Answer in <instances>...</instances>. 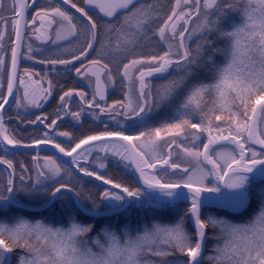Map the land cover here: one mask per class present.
<instances>
[{
	"label": "snow or ice",
	"instance_id": "snow-or-ice-1",
	"mask_svg": "<svg viewBox=\"0 0 264 264\" xmlns=\"http://www.w3.org/2000/svg\"><path fill=\"white\" fill-rule=\"evenodd\" d=\"M5 3L6 0H0V9ZM16 3L18 8L11 7L14 46L10 50L8 80L6 91L0 93V151L9 154L8 145L30 148L51 144L59 153L72 157L71 163L85 176L95 177L110 186L99 197L107 213L119 214L135 206L172 207L187 201L186 215L192 219L194 232L186 230L181 217L172 224L154 219L136 229L125 225L120 231L105 225L95 237H90L95 225L75 216L69 217L67 226L17 216L12 222L0 220V264H9L10 254L16 249L21 250L17 264H203L209 228L218 230L214 254L206 257L212 264H264V189L260 192L257 211L246 222L236 223L212 215L202 218V209L209 203L233 212L247 208L251 202L250 185L264 181V0H175L170 14L164 16L154 4L142 0H84L85 5L99 9L103 17L108 18L101 24L73 0H61L60 4L34 10L30 23L35 24L37 19L41 21L40 28L34 31L40 32L45 22L49 29L55 25L54 38L43 33L41 36L56 45L66 41L69 47L65 51L73 52L70 59L58 57L39 62L69 65L80 61L81 66L75 68L76 74L89 77V82L95 77L91 100H85V92L77 93L87 107L95 105L121 129L125 124L119 118L132 121L127 125L129 128L144 126L138 133L125 134L123 130L110 131L105 124L104 131L87 135L74 146H62L47 132L42 139L25 144L10 135L4 125V106L9 97H14V84L17 80L20 85L25 84L24 78L17 76L18 57L22 55V33L29 22L26 10L36 4V0H31V4L28 0H16ZM62 4H70L80 15L71 14ZM230 13L238 14L239 20L230 21ZM195 18H200V23L190 29ZM157 20L162 22L153 28ZM6 23L7 18L0 11V24ZM213 35L226 41L223 48L210 39ZM152 36H158L167 45L162 53H144L146 42ZM193 36L199 37L195 48L189 46ZM3 41L4 33L0 30V48H3ZM73 42L79 43L78 50L70 47ZM32 51L29 44L28 52ZM217 54L224 57L223 64H217ZM26 58L34 59L31 55ZM4 63L0 56V81ZM205 68L211 76L209 81L200 79V72ZM113 69L121 80L125 99L108 104L101 76L106 74L108 84L115 85ZM23 72L30 78L28 69ZM152 78L165 82L153 88ZM51 86L49 81L42 96L37 98L33 93L28 102L41 107L39 100L51 94ZM3 88L5 85L0 82V89ZM72 95V91L64 92L60 97L61 104H65V97ZM24 96H28L27 91ZM97 97L105 102L103 106L97 103ZM16 103L19 105V99ZM165 106H173L172 115L156 126H147L153 114ZM64 111L79 120L84 109ZM217 112L221 114L217 115ZM92 115L100 118L96 112ZM46 120L47 117L37 116L30 123H45ZM220 121L223 124L218 123ZM56 122L53 119L47 127H54ZM56 136L71 140L69 132H57ZM145 143L151 146L147 158L143 151H137V147L143 148ZM89 145L91 147H85ZM173 145L177 154L182 152L185 158L198 162L202 158V162L211 167H199L189 172L187 167H181L172 159ZM255 145L260 146V151ZM97 148L100 152H111L124 161H131L139 173L141 186L118 183L83 167L81 161H87ZM225 148L229 150L224 151ZM78 149L83 151L78 152ZM5 155H0V164L7 165L11 171L6 182L0 184V211L17 206L19 193L26 196L43 193L51 203L60 199L64 192H71L79 203L81 192L60 182L66 169L55 156H45L43 164L36 163L39 154L33 158L34 181L28 176L27 167L21 164V185L18 187L13 161ZM93 163L100 169L107 167L100 157ZM178 172L183 173L179 179L168 178ZM26 177L30 181L28 184L24 183ZM209 177L215 182L208 183ZM49 179L57 181L51 188L46 184ZM205 193L215 195L205 196ZM82 211L93 217L106 214L95 205L91 209L82 208ZM177 254L187 257V261L168 259Z\"/></svg>",
	"mask_w": 264,
	"mask_h": 264
},
{
	"label": "flooded vegetation",
	"instance_id": "flooded-vegetation-1",
	"mask_svg": "<svg viewBox=\"0 0 264 264\" xmlns=\"http://www.w3.org/2000/svg\"><path fill=\"white\" fill-rule=\"evenodd\" d=\"M29 1L31 2V0ZM44 1L45 0L38 1L35 7L30 11L29 16H28L29 22L27 23L23 56H22L21 67H20V71L18 75V78L19 77L24 78L25 84L20 85L17 80L15 98L11 106L4 113V125L8 129V133L10 135H13L16 139H21L25 144H28V143H31L33 140L42 139L43 134L47 132L50 137H55V142L61 143L62 146H68V145L74 146L75 142H78L79 139L87 135H92V134H96V133L104 131L105 124L108 125V130L110 131L123 130L125 131V134H132L127 131L128 127H126L127 125L132 124L133 123L132 121L125 122L123 121L122 118H119L121 119V123L125 124V128L121 129L114 120L108 117L107 114L100 113L99 109H97L95 105H93L92 108H88L86 103L80 99L79 95H77V93L81 91L85 92L87 94L85 97V100H91L93 92H94V86H95V80L93 77H91V82H89V77L80 76L76 74L75 68L81 66L80 61H73L72 64H69L72 67V69H64L63 67H60L63 64H55L54 66L49 65L50 67L48 70H45L43 68H38L39 66H35L25 61L26 51H27L26 49L28 46L27 40L31 41L34 46H37L40 49L47 50L46 52L47 58L45 59L40 58L38 61L40 60L46 61L47 59L58 58V57L64 58V59H70L73 55L72 51H65V48L69 47L68 44L56 45L52 43L51 39H47V40L44 39V36L54 38L53 29H55L56 27L55 25L52 26V29H49L47 26V23L45 22V27L41 28L40 32L34 31L35 29L40 28V24H41V21L39 19H37L35 24L30 23L31 17L35 15L34 10H39L41 7H44V8L50 7L51 5L47 1H51L54 4L56 3L53 0H47L45 2ZM143 1H146V0H142V2ZM77 6L85 8L84 0L83 1L78 0ZM62 7L66 8L64 6ZM66 9L71 14L79 16L75 14L74 12L70 11L68 8ZM203 11L204 10L202 7L201 12L203 13ZM89 15H92L93 19L97 18L102 23L105 22L102 19H100L96 14L89 13ZM194 20H196V18ZM194 20L192 21L193 23H194ZM193 23L189 25L190 29L192 28ZM41 33H43L44 36H41ZM37 37H41V38L38 39ZM152 42L155 43L154 45H156L155 41L152 40ZM79 47L80 45L79 43H77L76 47L73 49L78 50ZM152 47L153 46H151V48ZM147 51L151 52V49H148ZM90 57L93 58L94 54L90 53ZM24 69H28L30 73V78L29 76H26L24 74L23 72ZM83 71L84 69L81 68V72ZM169 71L171 74L173 73L172 70H169ZM105 76L106 74H103L102 78H103V81L106 87L105 89L106 102L108 104H111L113 101L125 99V97H123L122 94H121L122 98L120 99V96H119V99H118L116 98V96H114L115 95L114 93L113 94L111 93L110 86L108 84V81L105 79ZM7 80H8V75L6 78V83H7ZM152 80H153V86L156 84H161L165 82L163 80L156 79V78H152ZM49 81L51 82V85H52L50 89L51 94L48 95L46 99L39 100L42 106L35 107L32 104H30L28 101L29 99L33 98V93L36 94L37 98L41 97L44 90L48 89ZM5 91H6V85H5ZM25 91L28 92L27 97L24 96ZM67 91H72L73 95L70 98L65 97V104L62 105L60 101V97L64 94V92H67ZM16 99H19V105H17ZM97 103H100L103 106L105 102L100 101L99 98L97 97ZM81 108L84 109V111L81 113V117L79 120L73 119L71 115H66L64 111L66 109L69 112H75V111H79ZM168 108L173 110V106H168ZM93 112L98 113L100 118L96 119L92 115ZM37 116H40L41 118L47 117V120L45 121V123H40V122L30 123V121L36 120ZM53 119L57 121L56 125L54 127H47V124H49ZM29 125H35V127H31ZM57 132L71 133L72 142L70 143V140H68L65 137L56 136ZM134 142L137 144L136 141ZM0 152L2 153V155H5L2 151ZM45 156H54V155L41 154L40 159H39V164H43V158ZM7 157H15L20 163H23V159L29 158L31 160V163L34 169L33 174H35L36 176V169H35L34 161H33V158L35 157V155L17 154V153H15V155H11V153H9L5 155L6 159ZM57 162L60 163L63 166V168L66 169L65 173L62 174V176H64L63 178L65 179V181L63 180L64 182H61V183L69 184V182L71 181L70 179L72 175V177H75L76 179L81 181L82 185H93L89 182H86L85 180L81 178L76 177L73 174L72 170L69 167L62 164L58 159H57ZM116 167H118L119 169H121L122 171H124L126 174H128L131 177L129 170L126 167H121V166H116ZM8 173L9 171L7 169L0 166V184H3L6 182V179H7L6 175L8 176ZM109 175L110 173L108 172V169H107L106 177L108 178ZM14 177H15V183L17 184L16 174ZM46 183H48V180L46 181ZM94 186H96L99 190H104L103 188H100L99 186L95 184ZM252 196H255V195L252 194L251 192V197ZM17 200L19 201V203H22L20 202L18 198ZM248 209L249 207L241 213V216H246ZM14 210L17 212L21 211L17 207H11L6 210L0 211V220L11 221L14 216L12 215L11 212ZM6 213H9V216H7ZM11 258H12V263L15 264L16 263L15 261L17 258L15 252L12 253Z\"/></svg>",
	"mask_w": 264,
	"mask_h": 264
},
{
	"label": "trees",
	"instance_id": "trees-1",
	"mask_svg": "<svg viewBox=\"0 0 264 264\" xmlns=\"http://www.w3.org/2000/svg\"><path fill=\"white\" fill-rule=\"evenodd\" d=\"M76 1L78 2V0H73V2L77 4ZM97 23L101 24L102 22L97 20ZM211 39L215 41L218 47L223 48L225 46L224 41H220L219 39L217 40V38L215 37H212ZM215 59L219 62V64H223L224 62V57L219 54H217ZM200 79H203L205 81H209L211 79L210 73L207 71V68L201 70ZM170 112H173V110L170 108H166L165 110H158L157 112L153 114V117L150 120V124L148 126H156L159 121L168 119L170 117ZM163 114L165 115L164 117H163ZM167 114L169 116H167ZM142 127L144 126H140L139 128H142ZM0 155H2L1 152H0ZM7 159H10L13 161V164L15 167V173H16V181H17L16 185L18 187L21 185V181L19 180V175L21 173V168H20L21 164L27 167L28 176H30L31 179L34 180V174H33L34 169H33L31 160L29 158L23 159V163H20L15 157H7ZM107 169H108V172L110 173L108 178L118 183H122V184L132 186V187H137L133 178H131L128 174H126L124 171H122L115 165L110 164L107 166ZM71 181L72 182H70V185L74 187L77 191L81 192V196L79 198L87 208L91 209L93 205L97 206L98 209L103 208V202L99 198L103 190H99L94 185H85V186L83 185L82 186L80 181L76 179L74 181L71 179ZM24 183L27 184V179H25ZM17 198L23 204L32 206V207L43 206L49 200V197L43 193L36 195V196H26L23 193H19L17 195ZM256 199L257 198L255 196L252 197L251 204L247 211L246 216H241V215L229 216L221 212H217V211H213V212L217 214L219 217H225L227 219H233L239 222L242 220L248 221L251 217L250 214L258 208V203L255 202ZM63 207H66L65 211ZM187 208L188 207L185 205H177L175 209L167 208V207L163 209L134 208L131 211L123 215L114 217V218L93 220L92 218H87L83 216L82 214H80L77 211V209L74 207L73 202L70 199V197L63 194L59 202L55 203L54 207L52 208V210H50V212L39 215V214H34V213L33 214L25 213L22 211L17 212L14 210L11 213L12 215H14L13 219L17 216H24L29 219H39L41 216H44L46 218L48 217L55 226H58V225L66 226L68 224L67 220L69 219V217L75 216L80 221H83L86 223H92L95 225L93 231L89 233L90 237H95L99 233L101 227L105 225L110 226L111 228L115 229L117 227H121L122 225L129 224V223L136 224L138 220H145L147 223H151L155 219V220L160 221L161 223H171V224L179 220L181 217H183L186 220V218L188 217V215H186ZM209 211L211 212L212 210H209ZM206 212L207 211L204 212L203 217L205 216ZM6 215L9 216V213H6ZM13 219L11 221L7 220L6 222H12ZM185 222H187V220ZM20 251H21L20 249H16L14 252L17 255V253ZM210 253H211V248L209 245H207V249L204 254V257H205L204 263L207 261L206 257H208Z\"/></svg>",
	"mask_w": 264,
	"mask_h": 264
},
{
	"label": "rangeland",
	"instance_id": "rangeland-1",
	"mask_svg": "<svg viewBox=\"0 0 264 264\" xmlns=\"http://www.w3.org/2000/svg\"><path fill=\"white\" fill-rule=\"evenodd\" d=\"M45 1H47V0H45ZM47 2H49L51 6L54 5V3H52L51 1H47ZM143 2H145V3L151 2L152 4H154L157 7V9H159L161 16H164L165 14H170V9L172 7H174V5H175V0H146V1H143ZM13 5L16 6V1L15 0H6L5 7L3 9H0V11L3 12V15L7 18V23L6 24H0V30H2L3 33H4L3 48H0V56H2L4 58V61H5L4 67H3V72H2V81H0V82H3L4 85H6V78H7L8 72H9V67H10V50L12 48V43H13V40H14V36L12 35V20H13L14 14H13V12L11 10V7ZM182 7H183V4H182ZM94 19L95 20H98L97 18H94ZM229 20L230 21H238L239 20V15L238 14H235V13H230L229 14ZM161 22L162 21H160V20L155 21L154 24H153V28L157 27ZM198 23H200V18H196V20H194V23H193V26L192 27H194ZM166 35H167V31H166ZM212 37H215L216 38V36L213 35V36L210 37V39ZM198 39H199L198 36H193L192 41L189 42V46L192 47V48H195L196 47V42H197ZM152 40L155 41L156 44L157 43L158 44L157 45H154L155 43H153ZM219 40L220 41H224L223 39H219ZM168 42L169 43H174V41H171V40H169ZM224 43H226V41H224ZM29 44L32 46L33 51L31 53H29L28 52V46H27V49H26L27 50L26 51V57L28 55H31V56L34 57V59H27V58H25V61L27 63H31V64H33L35 66H39L38 68H43L45 70H48L49 67L52 64H48L47 62L46 63H40L38 61L40 58L41 59L47 58V56H46L47 50L40 49L39 47L34 46L31 41H28L27 40V45H29ZM62 44H67V42L66 41H62L59 45H62ZM76 44H77L76 42H73L72 45H71V48H75L76 47ZM151 46H153V47L151 48ZM154 47H156V49ZM166 47H167V45L164 42L160 41V39H159L158 36H152L151 39L148 42H146V47L143 49V51H144L145 54H148L149 52L147 50L148 49H151V51H155L156 53H162L166 49ZM85 63H87V62L85 61ZM217 64H219L218 61H217ZM69 66L70 65H62L60 67H63L64 69H72V67L70 66V68H69ZM172 75L174 76L175 73L173 72ZM113 76H114V79H115V85H109L110 86V91H111L112 94L113 93L115 94L114 96H116V98L119 99V96H120V99H121L122 96L125 97V90L121 87V80H120L119 77L116 76L115 69H113ZM156 85H158V84H156ZM156 85H154L153 88H155ZM4 91H5V88L0 89V93H3ZM121 94H122V96H121ZM166 108H168V106L162 107L159 110H165ZM216 114L217 115H220L221 113L220 112H217ZM171 115H172V112H170V116ZM164 116L165 115L163 114V117ZM167 116H169V115L167 114ZM193 122H198V121L197 120H194ZM148 123L150 124V121ZM218 123L223 124V121H220ZM139 127H140L139 125L137 126V128H129L128 127L127 128V131L129 133H132V134L138 133V130H139L138 128ZM202 140H203V137H202ZM71 142H72V138L70 140V143ZM204 142H206V141H204ZM138 143L139 142H137V144ZM139 149L144 152V154L146 155V157H148L149 156V153H150L151 146L148 145L147 143H145V146L143 148H140L139 147ZM172 149H173V153H174L172 159L174 161L180 163L181 164V167H187L189 169V172H193L194 170H197L199 167L208 168L202 162V158H201V161L198 162L195 159L185 158L183 156L182 152L179 153V154H177V150H176V146L175 145L172 146ZM217 149H220V147L217 148ZM223 150L224 151H227L229 149L225 148ZM96 157H100L101 158V161L104 162V163H106L107 166L110 165V164H113V165H116V166L125 167L124 161H122V160H120V159H118L116 157L110 156V155L103 156L102 154H95L93 157H91L89 159V164L84 165L83 167L89 168L91 170L97 171L100 174L106 175L107 167L104 168V169H100L95 163H93V161L96 159ZM213 158L216 159V157H213ZM181 175H183V173H179L178 172L176 175H170L168 178L169 179H179ZM7 177L8 176L6 175V178ZM63 177L64 176H61V178H59L60 179V182H64L65 181V179ZM34 178H36L35 174H34ZM26 179H27V184L30 183L29 179L28 178H26ZM31 181H33V180L31 179ZM70 182H72V181H70ZM70 182H69V184H70ZM207 182L211 184V183H214L215 181H214V178L209 177ZM56 183H57L56 180L49 179L48 180V183H46V184L49 186V188H51V186L55 185ZM252 184H253V185H251L252 188H250V189H251L252 193L255 195V197L257 198L255 202L258 203V207H259L260 199H261L260 192H261L262 189H264V184H261V183H258V182H254ZM135 207H137V206H135ZM145 208H149V209H163V208H160V207H145ZM167 208H173V209H175L176 206L175 207H167ZM63 209L65 211L66 210V207H63ZM87 209H90V208H87ZM257 209L250 214L251 217L257 211ZM207 215H212V216H215V217H218L219 218V216L217 214H215L213 211H211V212L210 211L209 212L207 211L205 213V216H207ZM251 217H250V219H251ZM187 218H186L187 222H185L186 220L184 219V227L186 228V230L189 233H193L191 231V229L189 228V224H188V219ZM223 218H225V217H223ZM30 220H32V221L42 220V221H44L46 223H50L51 222L48 217L47 218L46 217L45 218L44 217H41L39 219H30ZM228 220H230L232 222H236V223L246 222L245 220H242L240 222L239 221H235L233 219H228ZM68 221H69V219L67 220V222ZM144 223H147V222L145 220H138V222L136 224L129 223V224H125V225L130 226L132 229H136V228H138L140 225H142ZM50 224L54 225L52 222ZM164 224H171V223H164ZM125 225H122L121 227H117V228H115V230L120 231V229H122ZM217 234H218V230L217 229H214V228H209L208 229V232H207V244H206V247L205 248L207 249V245L210 246V248H211L210 255H213L214 254V251H213L214 250V246L218 243V240L216 239V235ZM19 254H20V252L17 253V255H16L17 258H18V255ZM11 256H12V254H10V257ZM17 258H16V261H15L16 262L15 264H17ZM168 259H170V260H177V261H180V262H186L188 258L185 257V256H183V255H181V254H177L175 256L168 257ZM9 264H13L12 263V258L10 259ZM203 264H212V262L207 259V261L205 263L203 261Z\"/></svg>",
	"mask_w": 264,
	"mask_h": 264
},
{
	"label": "water",
	"instance_id": "water-1",
	"mask_svg": "<svg viewBox=\"0 0 264 264\" xmlns=\"http://www.w3.org/2000/svg\"><path fill=\"white\" fill-rule=\"evenodd\" d=\"M15 1H16V0H15ZM38 1H39V0H36V3H37ZM56 1H58L59 3H61V0H56ZM28 3H29V0H28ZM35 5H36V4H32L31 7L27 8V10H26V17H27V20H28L29 12L34 8ZM62 5H63V4H62ZM64 6L67 7V8H69L71 11L75 12L76 14L80 15L79 13L76 12L75 9H72V8H71L70 4H69V5H64ZM16 7H17V8L19 7L18 3H16ZM85 9H86V11H89V13L97 14V15L100 17V19H102L103 21H106V19H108V18H104V17H103V13H100V12H99V9H91V8H90L89 6H87V5H85ZM117 15H119V13H117ZM112 19H115V18H112ZM26 28H27V27H26ZM26 28L23 30V33H22V34H23V37H24V39H23V47H22V49H21V53H22V55H23L24 41H25V35H26ZM12 45L14 46V43H13ZM22 55L18 57L17 76L19 75V71H20V67H21ZM102 77H103V75L101 76V80H103ZM93 78H94V80H95V77H93ZM16 87H17V82L14 84V89H13L14 97H9V98H8V101H9V102H8V104H6V105L4 106L3 115H4V113L7 111V109L11 106V104H12L14 98H15ZM104 87H105V84H104ZM105 89H106V87H105ZM257 108L259 109V106H257ZM254 119H255V118H254ZM29 126H31V127H35V125H29ZM124 143H127V142H124ZM133 143H134V141H133ZM222 143H224V142H222ZM134 144H135V143H134ZM246 146H247V145H246ZM85 147H86V148H87V147H91V145H89V146H85ZM216 147L219 148L220 146L217 145ZM255 147H256L257 151H260V146H259V145H255ZM8 149H9V153H13V152H14V153H17V154L35 155V157L37 156V154H39V158H40V155H41V154H52V155H54V156H55L60 162H62V163L65 164L66 166L70 167V168L72 169L73 173H74L75 175H77L78 177L83 178L84 180H86V181H88V182H92V183H94V184H97V185H99L100 187H103V188L110 187L109 185H104L102 181L96 180L95 177H88V176H85L83 173H81V172L79 171V169H77V168L75 167V165H73V164L71 163L72 157L65 156V155H63L62 153H59L58 150L54 149V148L52 147L51 144H48V145L41 144V145H39V147H30V148H26V147H15V148H14L12 145H8ZM77 151L80 152V151H83V149H78ZM137 151H140V150L137 148ZM93 154H102L103 156L110 155V156H113V157H116V158L122 160L119 156L113 155L111 152H109V153L100 152V151L98 150V148H97V150L93 151L91 155H93ZM73 155H76V154L74 153ZM125 155H127V153H125ZM145 158H146V157H145ZM122 161H124V160H122ZM36 163H39V160L36 161ZM124 163L129 165L128 168H129V170H130V174L133 176V178H134L135 182L137 183V185H138V186H141V183H142V182H141V180H140L139 173H138L137 171L134 170V169H135V165H134L131 161H124ZM203 163H204V165H205L206 167H208V168L211 167V165H207L206 162H203ZM81 164H82V165H85V164H87V161H83V160H82V161H81ZM0 166H2V167H4L5 169H7V165L0 164ZM158 167H159V166H158ZM7 170H8L9 172L11 171V170H9V169H7ZM14 180H15V177H14ZM262 182H264V181H262ZM64 193L68 194V195L72 198V200H73V202H74V205H75L76 209H77L82 215H84L85 217H88V218H93V219L111 218V217H114V216L120 215V214H122V213L125 212V211H124V212H121V213H119V214H111V213H107L106 210H104V211L106 212V214L103 215V216H100V217H93V216H91V215H86L85 212L82 211V208H83V209H87V208L82 204V202L80 201V199H79V203H77V200H76V198L73 196V193H71V192H64ZM210 195H215V194L205 193V196H210ZM54 202H55V201H54ZM54 202H51V203L48 202L45 206H43V207H41V208H37V209L31 208V207H27V206L21 205V204H19V203H18V205L15 206V207H17V208H19V209H21V210H23V211H25V212H29V213H33V212H34V213H42V212H45V211L49 210V209L52 207V205H53ZM178 204L187 205V206L189 207V203H188L187 201H181V202H178L176 205H178ZM174 206H175V205H174ZM172 207H173V206H172ZM205 209L219 210V211L226 212V213H229V214H239V213H241V211L244 210V209H243V210H240V211H238V212H233V211L230 210V209H224V208H221V207H219L218 205H216V204H214V203H209V204H207V205L202 209V214H203V211H204ZM188 222H189V226H190V228H191L192 231L194 232L193 224H192V219L190 218V216H188ZM206 243H207V238H206V240H205V244H204L203 255H204V253H205Z\"/></svg>",
	"mask_w": 264,
	"mask_h": 264
}]
</instances>
